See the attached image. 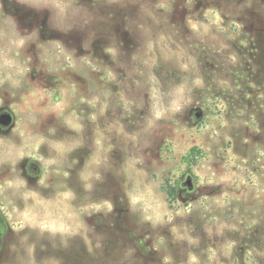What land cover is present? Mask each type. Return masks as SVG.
Listing matches in <instances>:
<instances>
[{
	"label": "rangeland",
	"instance_id": "obj_1",
	"mask_svg": "<svg viewBox=\"0 0 264 264\" xmlns=\"http://www.w3.org/2000/svg\"><path fill=\"white\" fill-rule=\"evenodd\" d=\"M2 112L0 264H264V0H0Z\"/></svg>",
	"mask_w": 264,
	"mask_h": 264
},
{
	"label": "water",
	"instance_id": "obj_2",
	"mask_svg": "<svg viewBox=\"0 0 264 264\" xmlns=\"http://www.w3.org/2000/svg\"><path fill=\"white\" fill-rule=\"evenodd\" d=\"M198 114H196V117ZM12 121L11 115L8 112L0 113V125L1 126H8ZM186 182L189 184L190 180L187 179Z\"/></svg>",
	"mask_w": 264,
	"mask_h": 264
},
{
	"label": "trees",
	"instance_id": "obj_3",
	"mask_svg": "<svg viewBox=\"0 0 264 264\" xmlns=\"http://www.w3.org/2000/svg\"><path fill=\"white\" fill-rule=\"evenodd\" d=\"M166 194H167L168 196H170L171 198L174 197V193H173V191H169V190H167V191H166Z\"/></svg>",
	"mask_w": 264,
	"mask_h": 264
},
{
	"label": "flooded vegetation",
	"instance_id": "obj_4",
	"mask_svg": "<svg viewBox=\"0 0 264 264\" xmlns=\"http://www.w3.org/2000/svg\"><path fill=\"white\" fill-rule=\"evenodd\" d=\"M2 113H3V112H2ZM10 124H11V123H10ZM10 124H9V125H10ZM9 125H8V126H9ZM8 126H1V125H0V127H1V128H5V127H8ZM33 170L35 171V170H36V168H35V167H33ZM186 183H187V182H186ZM187 184H188V183H187ZM188 185H190V183H189ZM0 223L2 224V222H1V219H0Z\"/></svg>",
	"mask_w": 264,
	"mask_h": 264
}]
</instances>
